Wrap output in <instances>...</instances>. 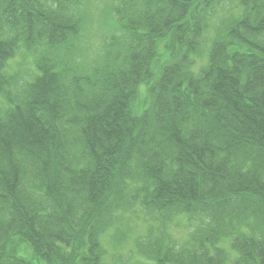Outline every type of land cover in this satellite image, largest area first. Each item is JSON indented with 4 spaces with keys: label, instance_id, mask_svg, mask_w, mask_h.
<instances>
[{
    "label": "trees",
    "instance_id": "1",
    "mask_svg": "<svg viewBox=\"0 0 264 264\" xmlns=\"http://www.w3.org/2000/svg\"><path fill=\"white\" fill-rule=\"evenodd\" d=\"M85 3L0 0V264H264V0Z\"/></svg>",
    "mask_w": 264,
    "mask_h": 264
},
{
    "label": "rangeland",
    "instance_id": "2",
    "mask_svg": "<svg viewBox=\"0 0 264 264\" xmlns=\"http://www.w3.org/2000/svg\"><path fill=\"white\" fill-rule=\"evenodd\" d=\"M113 3H114V0H86L84 10L88 14L87 25H88L90 33L94 34V36L95 35L99 36V41H100L101 36L106 34L107 18H108L109 11ZM83 5L81 7L82 9H83ZM222 22L223 20L220 18H217L216 20L213 21L212 27L210 28V31H209V36L213 35L214 29L219 27ZM103 25H105V27H103ZM23 50L24 49L20 50V52H18L10 60L9 67L7 66L6 72L7 73L17 72L19 73V75L21 74L24 79H27L34 73L36 68L33 63V58L30 57L28 54H26ZM159 52L161 54L160 61H163L164 57L162 56V54L165 53V48H164L163 43L160 44ZM142 219H143V214H139L137 215V217H133L130 220H128L127 222L128 225L133 228V235L145 232V226L143 225ZM130 252H131L130 246H127L122 251L123 254H127ZM16 254L18 256L31 259L33 261V264H39L37 263L36 259L33 257V252L30 247L22 249L21 251L16 252ZM135 260L138 261L139 263L138 258H135ZM141 263L145 264V261L141 260Z\"/></svg>",
    "mask_w": 264,
    "mask_h": 264
},
{
    "label": "clouds",
    "instance_id": "3",
    "mask_svg": "<svg viewBox=\"0 0 264 264\" xmlns=\"http://www.w3.org/2000/svg\"><path fill=\"white\" fill-rule=\"evenodd\" d=\"M87 43H88V42H87V41H85V45H87Z\"/></svg>",
    "mask_w": 264,
    "mask_h": 264
},
{
    "label": "bare ground",
    "instance_id": "4",
    "mask_svg": "<svg viewBox=\"0 0 264 264\" xmlns=\"http://www.w3.org/2000/svg\"><path fill=\"white\" fill-rule=\"evenodd\" d=\"M110 18V16H108L107 20Z\"/></svg>",
    "mask_w": 264,
    "mask_h": 264
}]
</instances>
